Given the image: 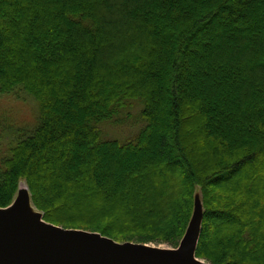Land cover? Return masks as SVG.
<instances>
[{
	"label": "trees",
	"instance_id": "16d2710c",
	"mask_svg": "<svg viewBox=\"0 0 264 264\" xmlns=\"http://www.w3.org/2000/svg\"><path fill=\"white\" fill-rule=\"evenodd\" d=\"M20 94L39 124L0 208L24 181L47 223L175 249L200 198L196 257L264 264V0H0V95Z\"/></svg>",
	"mask_w": 264,
	"mask_h": 264
},
{
	"label": "water",
	"instance_id": "95a60500",
	"mask_svg": "<svg viewBox=\"0 0 264 264\" xmlns=\"http://www.w3.org/2000/svg\"><path fill=\"white\" fill-rule=\"evenodd\" d=\"M33 208L30 193L20 188L13 204L0 209V264H209L196 257L204 216L199 198L176 249L65 229L45 222Z\"/></svg>",
	"mask_w": 264,
	"mask_h": 264
},
{
	"label": "rangeland",
	"instance_id": "374dc122",
	"mask_svg": "<svg viewBox=\"0 0 264 264\" xmlns=\"http://www.w3.org/2000/svg\"><path fill=\"white\" fill-rule=\"evenodd\" d=\"M140 112L141 107H137L132 111L131 117H129V119L127 118V122H123L122 124H117L114 122L103 124L102 131L105 134L104 138L118 141H125L129 139L144 125L139 118ZM38 124L39 112L35 101L24 96L23 94H20L19 96L0 95V162L7 156L9 149L15 145L18 137H20V135H30L38 126ZM22 185L26 186L24 181L20 183L21 188ZM200 196L198 194V197ZM33 209L34 211H37L35 208ZM116 242L145 244L126 240ZM145 245L158 248L174 249L173 246L167 244L147 243ZM205 262L209 263L208 261Z\"/></svg>",
	"mask_w": 264,
	"mask_h": 264
},
{
	"label": "bare ground",
	"instance_id": "6f19581e",
	"mask_svg": "<svg viewBox=\"0 0 264 264\" xmlns=\"http://www.w3.org/2000/svg\"><path fill=\"white\" fill-rule=\"evenodd\" d=\"M22 188H26V186L25 185H22Z\"/></svg>",
	"mask_w": 264,
	"mask_h": 264
}]
</instances>
